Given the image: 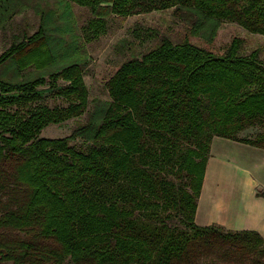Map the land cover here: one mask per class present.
Returning <instances> with one entry per match:
<instances>
[{"label":"trees","instance_id":"obj_1","mask_svg":"<svg viewBox=\"0 0 264 264\" xmlns=\"http://www.w3.org/2000/svg\"><path fill=\"white\" fill-rule=\"evenodd\" d=\"M68 1L91 11L87 40L104 33L109 15L167 8L195 14L191 30L209 38L223 22L264 35V0ZM38 14L37 29L0 53V69L9 60L21 74L70 58L48 73L66 104L43 101L42 75L0 74V264H188L215 243L240 256L264 255L258 232L194 220L212 136L264 148V59L257 48L240 53V38L232 36L215 53L162 37L115 69L104 107L68 135L46 137L39 135L46 125L87 110L88 90L71 58L79 37L55 39L48 25L56 10ZM249 126L259 130L238 135ZM80 137L88 140L84 149L69 143Z\"/></svg>","mask_w":264,"mask_h":264},{"label":"rangeland","instance_id":"obj_2","mask_svg":"<svg viewBox=\"0 0 264 264\" xmlns=\"http://www.w3.org/2000/svg\"><path fill=\"white\" fill-rule=\"evenodd\" d=\"M0 2H2L0 53L11 42L37 29L40 22L38 14L40 8L46 11V15L56 10V15L51 17L52 21L48 25L52 27L51 34L55 39L62 38L65 39L64 42H70L74 34L79 37L76 40L81 44L80 49L71 58L77 59L83 69V78L88 90L87 110L79 116L46 125L39 132L41 136H66L75 126L86 122L89 113L96 108L104 107L109 101L106 82L120 63L133 56H139L155 46L162 37H168L174 42L189 39L196 44L208 47L215 53H222L230 38L238 36L240 53L246 54L257 48L258 56L264 59V35L250 33L231 22H223L216 33L209 38L208 34L191 30V25L196 23L195 14L186 15L179 12L174 14L173 8L128 17L109 15L105 20L104 33L87 40L83 28L91 18L88 7H81L68 0H0ZM69 61L71 59L68 57L62 58L44 70H36L33 66H29L20 72L23 76L32 78L42 75L45 83L38 87L44 89L43 101L49 105H65L64 98L56 93L55 87L49 82L48 73ZM0 74L10 79L22 77L14 70L9 60L1 66ZM60 81L57 80L56 83ZM258 130L257 126H249L238 132V135L249 137ZM69 143L84 149L88 140L80 137L70 140ZM63 264L73 263L67 259ZM188 264H264V255L250 253L240 256L228 244L215 243L211 248L202 250Z\"/></svg>","mask_w":264,"mask_h":264},{"label":"crops","instance_id":"obj_3","mask_svg":"<svg viewBox=\"0 0 264 264\" xmlns=\"http://www.w3.org/2000/svg\"><path fill=\"white\" fill-rule=\"evenodd\" d=\"M194 220L264 239V148L212 136Z\"/></svg>","mask_w":264,"mask_h":264}]
</instances>
